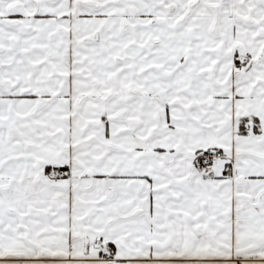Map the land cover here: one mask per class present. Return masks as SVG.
Wrapping results in <instances>:
<instances>
[{
	"label": "snow or ice",
	"instance_id": "obj_1",
	"mask_svg": "<svg viewBox=\"0 0 264 264\" xmlns=\"http://www.w3.org/2000/svg\"><path fill=\"white\" fill-rule=\"evenodd\" d=\"M0 264H264V0H0Z\"/></svg>",
	"mask_w": 264,
	"mask_h": 264
}]
</instances>
